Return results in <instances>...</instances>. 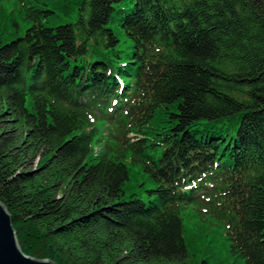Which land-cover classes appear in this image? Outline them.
<instances>
[{
  "label": "trees",
  "instance_id": "1",
  "mask_svg": "<svg viewBox=\"0 0 264 264\" xmlns=\"http://www.w3.org/2000/svg\"><path fill=\"white\" fill-rule=\"evenodd\" d=\"M71 1L87 15L48 27ZM39 4L0 9V204L20 251L54 264H264V0ZM114 75L128 101L106 141L89 119L106 113ZM125 162L153 185L147 201L124 200Z\"/></svg>",
  "mask_w": 264,
  "mask_h": 264
},
{
  "label": "rangeland",
  "instance_id": "2",
  "mask_svg": "<svg viewBox=\"0 0 264 264\" xmlns=\"http://www.w3.org/2000/svg\"><path fill=\"white\" fill-rule=\"evenodd\" d=\"M14 0H8L6 3L3 1L1 3L2 9L5 10L6 8L9 7L13 3ZM78 9V4H74L72 1L70 2V9L68 12V15L65 16V21L67 22H73L75 20L76 16V10ZM81 13H83V10H77ZM78 12V13H79ZM61 22L55 21L54 25H60ZM30 24L26 25H20V28L18 30V36L22 35L24 30L28 28ZM54 27V26H51ZM117 38L121 41L124 42L126 41L125 36L122 34V32L115 30ZM129 136V135H128ZM130 137V136H129ZM147 153L152 156L154 159H157L158 156L160 155L159 152L156 154L153 153V150H147ZM126 167L128 168V176H129V182L125 184L124 190H125V198L124 200H128L127 197L129 194H132L134 198L140 199L141 201H147L150 199L151 195L147 193L150 189L153 188V185L151 184L150 180L147 178V176L139 169L138 166H130L128 162L124 163ZM33 167L35 166V160L32 165ZM187 213L186 211L182 212V214ZM186 221H189V225L193 223L194 217L192 214L189 212L187 213V216L183 218V224H186ZM196 258V257H195ZM201 258H204L203 256L197 255V258L195 260L194 264H200ZM243 264L241 260L236 259L233 260L232 258L225 260L222 262V264Z\"/></svg>",
  "mask_w": 264,
  "mask_h": 264
},
{
  "label": "water",
  "instance_id": "3",
  "mask_svg": "<svg viewBox=\"0 0 264 264\" xmlns=\"http://www.w3.org/2000/svg\"><path fill=\"white\" fill-rule=\"evenodd\" d=\"M0 264H54L25 256L19 249L6 209L0 204Z\"/></svg>",
  "mask_w": 264,
  "mask_h": 264
},
{
  "label": "bare ground",
  "instance_id": "4",
  "mask_svg": "<svg viewBox=\"0 0 264 264\" xmlns=\"http://www.w3.org/2000/svg\"><path fill=\"white\" fill-rule=\"evenodd\" d=\"M218 155V154H217ZM222 156H224V155H222Z\"/></svg>",
  "mask_w": 264,
  "mask_h": 264
}]
</instances>
